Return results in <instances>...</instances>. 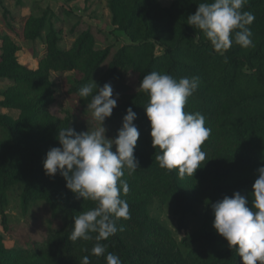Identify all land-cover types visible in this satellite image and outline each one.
<instances>
[{"label":"trees","instance_id":"trees-1","mask_svg":"<svg viewBox=\"0 0 264 264\" xmlns=\"http://www.w3.org/2000/svg\"><path fill=\"white\" fill-rule=\"evenodd\" d=\"M201 2L204 0H175L162 8L156 0H108L111 23L136 44L120 47L105 70L110 48L94 49L90 32H85L71 48L61 49L58 31L44 16L28 18L23 31L33 41L48 24L46 53L36 69L20 64L18 47L9 37L0 38V78L12 83L0 93V108L19 112L17 119L0 114L1 225L7 229L3 207L13 188L19 190L23 210L38 200L63 220L60 229H51L43 242L28 249L5 247L0 235V264H81L85 255L90 264H106L108 252L119 256L122 264H242L236 249L213 228L211 204L239 192L248 197L251 207L258 169L264 167V0H248L244 7L255 16L249 26L254 47L245 49L233 43L223 54L213 50L201 30L187 23ZM155 45L161 48V55L155 54ZM70 71L78 76L69 78L68 93L77 96L83 108L91 97L81 98L78 90L91 81L98 87L110 83L117 90L129 72L138 74L140 85L153 71L177 80L198 77V89L184 110L203 114L205 126L212 130L201 146L206 160L193 175H181L178 169L161 168L156 161L160 150L152 146L145 112L148 94L139 90L119 99L109 118L117 122L119 130L127 109L136 113L133 123L140 135L134 156L139 168L132 175L125 170L123 179L129 192L121 193V198L129 205L130 218L118 220L117 233L100 241L106 245L101 257L91 253L95 233L90 241L69 239L74 217L94 208L95 202L78 199L59 172L50 177L43 168L47 152L60 147L59 130L69 127L67 120L49 112L55 100L50 73ZM112 150L115 152V146ZM154 199L172 205L179 230L185 227V217L202 206L201 227L178 244L166 227L150 217L148 206ZM121 226L123 231H119Z\"/></svg>","mask_w":264,"mask_h":264},{"label":"clouds","instance_id":"clouds-1","mask_svg":"<svg viewBox=\"0 0 264 264\" xmlns=\"http://www.w3.org/2000/svg\"><path fill=\"white\" fill-rule=\"evenodd\" d=\"M247 3L248 0H204L187 23L201 30L218 53L223 54L233 43L245 49L254 47L249 26L255 16L244 10ZM198 86V77L177 80L153 71L144 76L138 89L149 96L145 112L150 121L152 146L160 150L156 152V161L161 168L178 169L181 175H193L206 160L207 154L201 146L212 131L205 126L203 114L184 110ZM78 95L91 97L87 108L99 126L80 133L71 127L61 128L57 138L60 147L47 152L43 168L50 177L59 172L66 180L67 189L78 199L95 202L94 208L74 217L69 239L90 241L95 233L96 243L91 253L101 257L106 253V245L100 241L117 233L118 220L130 218L129 205L121 193L129 192L128 182L123 179L125 170L132 175L139 168L134 149L140 133L133 123L136 113L129 107L116 138H106L104 121L111 117L119 98L118 94L113 98L110 83L98 87L91 81L78 90ZM251 197V207L248 197L239 192L211 204L213 228L230 248L236 249L242 264H264V167L258 169ZM119 231H123L122 226ZM105 259L106 264H122L119 256L111 252ZM81 264H90L87 255Z\"/></svg>","mask_w":264,"mask_h":264},{"label":"rangeland","instance_id":"rangeland-1","mask_svg":"<svg viewBox=\"0 0 264 264\" xmlns=\"http://www.w3.org/2000/svg\"><path fill=\"white\" fill-rule=\"evenodd\" d=\"M175 0H156L162 8H168ZM108 0H0V38L7 36L18 47V62L34 70L46 53V34L48 24L58 31L61 49L71 48L76 39L85 32H90L93 46L96 50L110 48V54L105 61V70L114 53L123 45H134L124 32L118 30L112 23L109 14ZM128 3V2H127ZM264 10V5L262 7ZM47 17L48 24L41 30L36 40L26 39L23 31L28 18ZM0 39V55H1ZM155 54L161 55L162 50L155 45ZM76 71L51 72L50 82L55 92V100L49 107V112L60 120H67L68 126L80 132L94 130L98 122L93 118L90 109L83 108L77 96L69 94L68 80L77 77ZM12 83L0 78V93L6 91ZM140 83L138 74L129 72L120 81V88L113 90V98L138 92ZM114 110V109H113ZM0 114L13 119L19 116L18 111L0 108ZM107 131L106 138L115 139L118 124L106 118L103 125ZM0 134V141L2 140ZM7 229L1 225L0 235L7 248L28 249L35 242H43L51 229L58 230L63 225L62 217L55 215L50 207L42 201H33L27 210H23L18 188H13L7 194V203L3 207ZM151 218L156 219L166 227L179 244L185 237L198 230L203 221V208L197 206L194 212L185 217V227L178 229L177 217L172 213V205L154 199L148 206Z\"/></svg>","mask_w":264,"mask_h":264}]
</instances>
